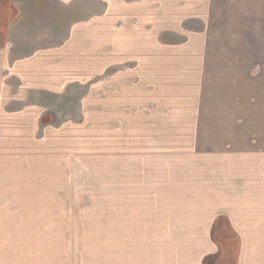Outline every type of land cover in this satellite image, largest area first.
Listing matches in <instances>:
<instances>
[{
  "label": "rangeland",
  "instance_id": "1",
  "mask_svg": "<svg viewBox=\"0 0 264 264\" xmlns=\"http://www.w3.org/2000/svg\"><path fill=\"white\" fill-rule=\"evenodd\" d=\"M261 13L206 39L219 78L172 64L165 100L140 85L118 116L97 80L31 119L4 116L0 89V264H264Z\"/></svg>",
  "mask_w": 264,
  "mask_h": 264
},
{
  "label": "crops",
  "instance_id": "2",
  "mask_svg": "<svg viewBox=\"0 0 264 264\" xmlns=\"http://www.w3.org/2000/svg\"><path fill=\"white\" fill-rule=\"evenodd\" d=\"M2 8L3 114L22 119L47 112L49 99L79 100L96 82L100 109L109 102L114 111L105 116H118L119 102L131 106L140 85L151 86L147 99L154 101V86H163L157 93L165 100L172 66L193 70L201 84L208 66L217 72L207 74L219 78L225 62L211 60L210 54L220 46L205 43L216 24L225 30L262 22V0H8ZM192 40L205 44H188ZM236 46L229 52H243ZM228 64L226 76L235 69Z\"/></svg>",
  "mask_w": 264,
  "mask_h": 264
},
{
  "label": "trees",
  "instance_id": "3",
  "mask_svg": "<svg viewBox=\"0 0 264 264\" xmlns=\"http://www.w3.org/2000/svg\"><path fill=\"white\" fill-rule=\"evenodd\" d=\"M219 224H220V221L218 220L217 223H216V225L214 226L213 233H212V237L214 239H215V237L217 235L216 229L218 228ZM228 227H231L230 224H228ZM226 261H228L229 263H235V261L230 260V258L229 259H226Z\"/></svg>",
  "mask_w": 264,
  "mask_h": 264
}]
</instances>
